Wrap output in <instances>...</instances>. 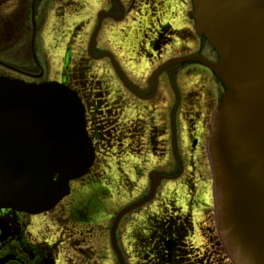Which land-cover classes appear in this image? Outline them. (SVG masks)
Segmentation results:
<instances>
[{
  "label": "flooded vegetation",
  "instance_id": "1",
  "mask_svg": "<svg viewBox=\"0 0 264 264\" xmlns=\"http://www.w3.org/2000/svg\"><path fill=\"white\" fill-rule=\"evenodd\" d=\"M25 5H31L29 60L37 64L36 67L25 62ZM37 5H45L41 6L44 20L39 32ZM192 8V0H31V3L28 0H0V76L40 81L32 75L48 73L55 68L59 77L48 80L60 81L78 92L86 108L87 129L96 150L90 171L70 182V194L53 209L31 213L0 208V264H111L109 257L116 262L120 255L127 264L125 252L120 248L123 246L127 250L130 247L136 252L138 232L142 227L148 232L153 229L148 223L150 217L166 219L171 216L187 221L191 227L188 239L194 245L197 225L194 206L201 204L200 200L209 202L204 204V211L212 206L207 140L211 135L212 114L222 99L224 88L221 89V82L214 73L199 61L166 65L172 58L193 54L212 61L218 59L208 54L211 50L206 47L203 35L195 29ZM51 15L57 22L52 34L47 35L44 31ZM134 26V38L125 39V48L130 51V57L144 54L150 58L136 74L133 67L142 61L133 59L132 63L125 61L123 65L119 52L124 51V45L116 43V48L111 40L113 34L121 33L127 37ZM55 34H61L60 38L54 39ZM103 35L105 37L101 38ZM101 46L105 48L101 49ZM103 53H110L113 61L109 55L99 57ZM59 58L62 60L60 65ZM97 89L100 91L95 92ZM95 116L96 120L92 118ZM133 116L145 122V134L149 126L150 150H158L155 157H159L161 167L168 170L173 164L177 171L171 173L156 168L148 172L149 193L161 173L169 178L160 180L151 201L134 209L143 208L141 216L132 215L129 221L126 220L124 233L129 239L118 242L115 231L129 213L115 228L113 238L111 227L107 233L104 225L103 231H98L99 219L105 221L104 218L112 216L106 214L105 208L114 201L115 194L111 192L114 182L108 185L103 182L94 166L101 157L102 145L108 141L118 143V137L119 141L122 138L120 133H125L122 128L136 123ZM150 121L158 122L153 125L156 133ZM125 135L127 138L132 136L131 133ZM127 179L134 181L129 176ZM198 181H201L199 188ZM160 188L164 189L161 197L158 195ZM170 198L172 203L165 206L168 209H153L156 202L163 204ZM137 220L142 225H137ZM199 229L203 230V227L199 226ZM105 233L109 245L104 246L102 254L99 242ZM142 239L148 242L146 247L166 245L170 251L175 246L173 239L178 236L169 238L146 232ZM202 246L212 250L205 244ZM136 256L135 264L141 260L139 253Z\"/></svg>",
  "mask_w": 264,
  "mask_h": 264
},
{
  "label": "water",
  "instance_id": "2",
  "mask_svg": "<svg viewBox=\"0 0 264 264\" xmlns=\"http://www.w3.org/2000/svg\"><path fill=\"white\" fill-rule=\"evenodd\" d=\"M192 1L195 28L219 60L195 54L166 65L197 59L225 86L207 141L217 231L234 264H264V0ZM94 157L76 91L0 76V208H53ZM156 185L117 214L112 230Z\"/></svg>",
  "mask_w": 264,
  "mask_h": 264
},
{
  "label": "rangeland",
  "instance_id": "3",
  "mask_svg": "<svg viewBox=\"0 0 264 264\" xmlns=\"http://www.w3.org/2000/svg\"><path fill=\"white\" fill-rule=\"evenodd\" d=\"M29 3H31V0H28ZM37 5L36 6V15H38V17H36L37 19V29L39 32L40 27L43 26V20H44V13L41 12V8L44 7L45 5ZM91 6V5H90ZM89 6V7H90ZM88 7V9H89ZM31 5H25L24 7V12H25V62L31 63L30 62V56H31V46H30V38H31V34H32V27H31ZM139 21V19H138ZM47 22L49 24L48 27H46V31H44V33H47V35L52 34V32L54 31V28L56 27V22L57 19L55 18V16L51 15L48 16L47 18ZM70 22V21H69ZM66 28H68V26H66ZM136 30V26H134L129 32L127 37H124L123 34L119 33V34H113L111 36V40H112V46L115 45L116 43L118 45L122 44L124 45V51L119 52L120 53V58H121V63L124 65V62H131L133 61V59H139L140 64H137L136 67H133V72H141L142 68H143V63L144 62H148L150 60L149 56H145L144 54L141 55H135V56H129L130 51H128V48L126 50L125 48V39H130L133 40L134 38V31ZM43 35V31L41 32ZM56 35V34H55ZM61 34L56 35L55 37H53L54 39L57 37L58 39L60 38ZM105 37V35L101 36V38ZM205 45L206 47H208V49L211 50L210 53L208 54H212L213 57L217 58V53L215 51H213V49L209 46V44L205 41ZM51 44L53 45L54 43L51 42ZM117 44H116V48H117ZM38 45V44H37ZM105 46H101V49H104ZM111 48V47H109ZM76 51H79V49H76ZM30 55V56H29ZM43 55V54H42ZM44 56V55H43ZM75 56H77L76 52H75ZM127 56V58H126ZM128 58L132 59V60H128ZM62 60L61 58H59V65L61 64ZM132 63V62H131ZM30 65L36 67L37 64L35 63H31ZM52 65V64H50ZM129 66V65H128ZM38 68V67H37ZM130 69V66H129ZM136 74V73H135ZM58 71H56L55 68H52L50 72L48 73H44L42 74V76L39 78L40 81L43 80H48L50 78H58L59 76ZM200 83V82H199ZM194 87V86H192ZM220 87L223 90V86L220 83ZM195 88H197V86H195ZM96 91H100L99 89L95 90ZM107 113V112H106ZM132 113V112H131ZM130 114V113H129ZM115 115V114H113ZM133 119H135L136 122L133 126L132 124L126 127H123L122 130L125 131V133H131L132 136H130L129 138H127V136L125 135V133H120V136H122V138H120L119 141V137H118V143L113 141H108L106 143H104L102 145V152H99V155L101 156L98 161L96 162V165L94 166V171H98L99 174L98 177L105 182L107 185L111 184L112 182H114L113 184V190L111 191L112 193L115 194V198L114 201L109 202L108 206L105 208V212L107 215H112L111 218H104L105 221H102L101 219H99V224L100 226H98V231H103V225L106 227L104 228L105 232L107 233L109 228L112 226L113 221L115 219V215L118 213V211L125 205L134 202V200L140 198V197H147L149 195V187H150V180L149 177L147 178V174L150 170L152 169H166L165 166L160 165V160L157 159L159 157H155L156 153L158 150H156L155 148L152 149V152L150 150L151 145L149 144L148 140V129L149 126L146 128L147 133L145 134V129L143 130V127L145 125L144 121L139 120V118H137V116H133ZM149 120V119H148ZM127 123V121L125 122V124ZM151 126L153 128V132H157V130H155L156 128L153 127V125L155 123L158 122H151ZM128 130V131H127ZM127 139V140H126ZM153 139V138H152ZM146 144H145V143ZM127 144V146H125ZM148 146V148L146 149V146ZM145 146V147H144ZM157 146H160L159 143H157ZM104 147V149H103ZM126 147V148H125ZM132 147V148H131ZM147 150H149V152H147ZM129 153H127V152ZM149 154V155H148ZM119 160L121 161V164L119 162ZM157 160V161H156ZM123 162V164H122ZM110 165V166H109ZM170 165V164H168ZM122 169V170H121ZM104 171V172H103ZM171 173H174L177 171V166L172 164V166L170 165L169 169L167 170ZM151 174H153L151 172ZM150 174V176H151ZM131 177L134 181H129L127 179V177ZM169 184H172V182H170ZM168 184V185H169ZM198 186L197 188H199V185H201V181L197 182ZM208 187V183L206 184ZM152 186V185H151ZM204 188V190L207 189ZM88 188V187H86ZM160 193L158 194L160 197L162 196V193L164 192L163 188H160ZM179 195L182 193L181 189L180 192L178 191ZM112 199V198H111ZM143 199V198H142ZM161 200V199H160ZM159 201V200H158ZM201 204H195L194 209V222L196 225V230H195V234L193 236V242H194V246L196 245L197 247H202V245H207L210 249L212 250H207L208 252L214 253L216 251L219 252V250L222 251V247L220 248L219 245L215 244L214 240L212 242V240L209 238V235H211V237L213 239H219L218 235L216 233V229L214 225V208L211 206L209 207V209H206V211H204V209L206 208V205H204L205 203L209 204L208 201H203L200 200ZM128 202V203H126ZM121 203H126L121 204ZM161 202H156L155 206L153 207V209L155 210H159L160 209H168L165 206H168L167 204L172 203L171 198L170 200L167 199L166 203L163 202V204H160ZM151 205H153V202H151ZM134 211V210H133ZM131 211V213L129 212L128 217H126L123 221L122 224L119 225L118 227V231H115V239L116 241H123L126 242L129 238L128 235H126L124 233V230L126 229V220L128 219V221L131 219L132 215H137V217L141 216V213L143 211V208L141 209H137L136 211ZM141 211V212H140ZM204 211V212H203ZM140 212V213H139ZM139 213V214H138ZM133 218V217H132ZM137 225H142V222L137 220ZM199 226L203 227V230L199 229ZM47 230L53 231L49 228H46ZM128 230V228H127ZM212 230V231H211ZM145 229H143V227L141 228L139 235V240H138V245L137 247L135 246V250L136 252H134L133 250H131V248L129 247L127 250L124 249V247L120 244V246H122V248H120L121 252H125L124 258L127 261V264H135V258L137 257L136 255H138V253L140 255H142V251L147 248L146 244L148 242H145L142 238L143 235L147 232V233H152L153 229L150 230L149 232L146 231ZM203 232V234H202ZM106 233L103 235V238L101 239V241L99 242L101 244V252L103 254V249L105 245H109V237L108 235H106ZM126 235V237H125ZM132 240V239H131ZM107 249L105 248V251ZM139 250V251H137ZM146 250V249H145ZM144 250V251H145ZM136 256V257H135ZM139 259V258H138ZM111 264H116L119 263V261L115 260L116 262H114V259H111L109 257L108 260ZM104 262V260H103ZM138 262V260H137Z\"/></svg>",
  "mask_w": 264,
  "mask_h": 264
},
{
  "label": "trees",
  "instance_id": "4",
  "mask_svg": "<svg viewBox=\"0 0 264 264\" xmlns=\"http://www.w3.org/2000/svg\"><path fill=\"white\" fill-rule=\"evenodd\" d=\"M93 118L96 120V116ZM148 223L153 228V234H164L169 238L178 236V239H173L175 246L170 251L167 250L166 245L163 247L151 245L145 248L137 264H231L223 249L209 253L204 246L196 247L191 244L188 239L191 227L185 220H178L171 216L166 219L150 217ZM214 240H217L221 248L218 239H213L212 242ZM210 257L211 260H208Z\"/></svg>",
  "mask_w": 264,
  "mask_h": 264
}]
</instances>
